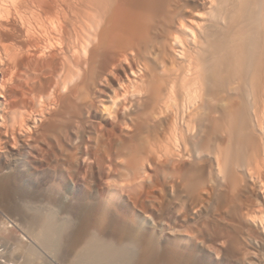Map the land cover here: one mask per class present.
I'll list each match as a JSON object with an SVG mask.
<instances>
[{"label": "bare ground", "instance_id": "6f19581e", "mask_svg": "<svg viewBox=\"0 0 264 264\" xmlns=\"http://www.w3.org/2000/svg\"><path fill=\"white\" fill-rule=\"evenodd\" d=\"M0 99L5 137L50 136L59 110L108 119L128 105L113 162L134 181L146 167L172 175L188 198L204 188V211L217 214L202 248L217 264H264V0H0ZM64 164L39 187L42 224L17 227L0 264H141L139 227L113 235L120 196L96 199L86 177L59 176ZM152 256L142 263L157 264Z\"/></svg>", "mask_w": 264, "mask_h": 264}, {"label": "rangeland", "instance_id": "374dc122", "mask_svg": "<svg viewBox=\"0 0 264 264\" xmlns=\"http://www.w3.org/2000/svg\"><path fill=\"white\" fill-rule=\"evenodd\" d=\"M3 100L0 99V103ZM1 106V104H0ZM128 105H124V107H127ZM122 108L125 109V108ZM70 109V110H69ZM120 110L118 112V116H113V114L110 118L104 119V116L98 112L97 118L93 119L91 118V115L88 113H83L78 115L77 111L73 108H67V110H59L57 111L56 118L58 126L55 130L58 129V131H54L50 136H47L45 134L39 135L34 134L35 130L30 129L29 132H27V135L24 134H17V136L14 137L11 135L12 139L14 138V142L12 140V143L10 142L11 139H9L10 134L7 135V137L3 136L4 132L2 133V129H0V229L4 231L3 227L6 226L7 234L4 235L2 231L0 232V245H5L6 240L12 243L19 239V236L17 238V234H21V232L18 230V228L26 227L31 228L35 226L36 228L39 227L41 223V216L43 214L41 205L39 204V193L41 192V186L44 185V181H48L54 176L55 174V165L56 164H64L65 168L63 171L59 174L62 175L65 179V176L68 177V180H74L76 177L83 176L86 183L88 181L90 182L88 188L86 190L92 192L91 195L93 197L98 195V199L111 196L112 199L118 198L117 203V214L115 217L119 216L113 219V222H111L112 230H114L115 233H113L114 236L119 237L118 239H123L125 235H128L125 233H129L135 223V228H138V232L140 234V239L145 243H141L142 250L140 249L136 254L139 256H135L136 260H140L141 258V264L144 262L143 260L149 259L148 256H152L157 264H177L178 261H180L181 257H189V256H196L198 258L199 264H217V260L214 259L213 256H210L208 252L205 250V248H202V244H204V241H206L205 235L210 233L212 228L206 227L209 223H213L214 217L217 214V211L212 210L211 213L207 214L204 211V188L199 190L196 193V197H186L184 189L178 181L177 178L170 176L169 174H161L155 172L150 167L144 168V174L141 172L140 178L131 179V177L128 176V173L120 167L117 162H113L119 154V148L120 146L118 143V140L121 142L123 138L125 139V135L121 134L123 131L122 127L120 128V124H123V119L125 120V114L126 110ZM71 111V112H70ZM63 113V115H62ZM76 113V114H75ZM87 114V115H86ZM123 114V115H122ZM60 115V118H59ZM62 115V116H61ZM68 115V116H67ZM86 115V116H85ZM120 115V116H119ZM66 116V117H65ZM124 116V117H123ZM100 119H99V118ZM114 117V119H113ZM66 118V119H65ZM120 118L122 122H120ZM63 119V120H61ZM70 119V120H69ZM104 119V120H103ZM111 119V120H110ZM98 120V121H97ZM66 121V122H65ZM70 121V122H69ZM92 123H91V122ZM64 122V123H63ZM0 123H3L0 116ZM84 123V124H83ZM90 123V124H89ZM96 123V124H95ZM28 124V123H27ZM87 124V125H86ZM2 124H0V128ZM89 126V127H88ZM109 126V127H108ZM29 126H27L28 128ZM91 127V128H90ZM74 128V129H73ZM88 128V129H87ZM29 129V128H28ZM95 129V130H94ZM34 132H33V131ZM39 130V129H38ZM119 130V131H118ZM61 131V132H59ZM71 131V132H70ZM91 131V132H90ZM98 134V137L100 140H97V143L95 145V140L91 135ZM101 133H100V132ZM108 131V132H107ZM112 131V132H111ZM37 132V131H36ZM97 132V133H95ZM31 133V134H30ZM34 134V135H33ZM91 134V135H90ZM100 134V136H99ZM103 137H102V135ZM115 134V135H114ZM20 135H23L20 137ZM32 135V136H31ZM54 135V137H53ZM80 135V136H79ZM86 135V136H85ZM105 135V136H104ZM113 135V136H112ZM26 136V137H25ZM31 136V137H30ZM34 136V137H33ZM45 138H44V137ZM66 138H65V137ZM91 136V138H90ZM122 136V137H121ZM10 137V138H11ZM28 137V138H27ZM36 137V138H35ZM57 137V138H56ZM79 137V139H78ZM8 138V139H7ZM33 138V139H32ZM115 138V139H114ZM121 138V139H120ZM24 139V140H23ZM36 139V140H35ZM44 139V140H43ZM56 139V140H55ZM114 139V140H113ZM27 140V141H26ZM32 140V141H31ZM46 140V141H45ZM81 140V141H80ZM93 140V141H92ZM103 140V141H102ZM112 140V141H111ZM9 141V142H8ZM54 141V142H53ZM56 141V142H55ZM95 141V142H94ZM100 143H99V142ZM114 141V142H113ZM27 142V143H26ZM31 144H30V143ZM40 142V143H39ZM61 144H60V143ZM70 142V143H69ZM91 142V143H90ZM105 142V143H104ZM115 142H117L115 144ZM14 143V144H13ZM111 143H113L111 145ZM43 144V145H42ZM71 144V145H70ZM100 148H99V145ZM103 144V145H102ZM21 145V146H20ZM26 145V146H25ZM29 145V146H27ZM37 145V146H36ZM105 145V146H104ZM116 145L117 149H116ZM31 146V147H30ZM39 146V147H38ZM91 146V147H90ZM104 146V147H103ZM9 147V148H8ZM15 147V148H13ZM22 147V148H21ZM30 147V148H29ZM38 147V148H37ZM42 147V148H41ZM64 147V148H63ZM102 147V148H101ZM28 148V149H27ZM52 148V149H51ZM68 148V149H67ZM109 148V149H107ZM43 149V150H42ZM59 150V151H58ZM83 150V151H82ZM90 150V151H89ZM106 150V151H105ZM110 150V151H109ZM112 150V151H111ZM18 151V152H17ZM30 151V152H29ZM42 151V152H41ZM55 151V152H54ZM93 151V152H92ZM114 151V152H113ZM118 151V153H117ZM108 152V153H107ZM21 153V154H20ZM26 153V154H25ZM33 153V154H31ZM65 153V154H64ZM69 153V154H68ZM10 154V155H9ZM114 154V155H112ZM27 155V156H26ZM40 157H39V156ZM95 155V156H94ZM97 155L99 158H97ZM106 155V156H105ZM108 155V156H107ZM16 156V157H15ZM32 156V157H31ZM34 156V157H33ZM85 156V157H84ZM90 156V159H89ZM92 156V157H91ZM4 157V158H3ZM19 157V158H18ZM30 157V158H29ZM83 157V158H82ZM94 157V158H93ZM103 157V158H102ZM108 157V158H107ZM110 157V158H109ZM8 158V160L6 159ZM11 158V159H10ZM21 159V160H20ZM40 159V160H39ZM53 159V160H52ZM56 159V160H55ZM69 159V160H68ZM83 159V160H82ZM95 159V160H94ZM97 159V161H96ZM102 161H101V160ZM108 159V160H107ZM33 160L32 168L30 166V161ZM67 160V163H66ZM94 160V162H92ZM29 163H27V162ZM63 161V162H62ZM79 161V162H78ZM89 161V162H88ZM99 161V162H98ZM25 162V163H24ZM62 162V163H58ZM102 162V163H101ZM27 163V164H26ZM51 163V164H50ZM69 163V164H68ZM77 163V164H76ZM81 163V164H80ZM93 163L95 165H93ZM101 165H99V164ZM115 163V164H114ZM27 167H25V165ZM70 166V167H68ZM87 164V165H86ZM92 166H91V165ZM112 164V165H110ZM29 165V166H28ZM39 165V166H38ZM42 165V166H41ZM106 165V166H105ZM115 165V166H114ZM117 165V166H116ZM24 166V167H23ZM38 166V167H37ZM88 166V167H87ZM96 166V168H95ZM109 166V167H108ZM5 167V168H4ZM10 167V168H8ZM83 167V168H80ZM98 167V168H97ZM101 167V168H100ZM120 167V168H119ZM7 168V169H6ZM27 168V169H25ZM40 168V169H39ZM49 168V169H48ZM150 168V169H149ZM11 169V170H10ZM71 169V170H70ZM85 169V170H84ZM117 169V170H116ZM147 169V170H146ZM24 170V171H23ZM25 170H27L29 173H25ZM36 170V171H35ZM54 170V171H53ZM68 170V171H67ZM70 170V171H69ZM96 170V173H95ZM98 170V172H97ZM114 170V171H113ZM8 171V172H7ZM11 171V172H10ZM54 174H52V172ZM82 171V172H81ZM87 171V172H86ZM92 171V172H91ZM109 171V172H108ZM112 171V172H111ZM121 171V172H120ZM51 172V173H50ZM74 174H73V173ZM79 172V173H78ZM88 174H86V173ZM118 172L120 174H118ZM124 172V174H123ZM11 173V174H10ZM22 173V174H21ZM40 173V174H38ZM42 173V174H41ZM66 173V174H64ZM70 173V174H69ZM146 173V174H145ZM156 173V174H155ZM8 176H7V175ZM72 174V176H71ZM77 174V175H76ZM82 174V175H81ZM91 174V175H90ZM96 174V175H95ZM6 175V177H5ZM94 175V176H93ZM123 177H120V176ZM168 176L167 178L170 180H166L167 178L163 176V178L160 176ZM11 176V177H10ZM37 176V177H36ZM70 176V177H69ZM90 176V177H89ZM100 176V177H99ZM154 176V177H153ZM26 177V178H25ZM29 177V178H28ZM125 177V178H124ZM128 177V178H126ZM148 179H146V178ZM151 177V178H150ZM14 178V179H13ZM36 180H35V179ZM74 178V179H72ZM118 178V179H116ZM165 178V179H164ZM124 179V180H123ZM142 179V180H140ZM146 179V181H145ZM175 179V180H172ZM34 180V181H33ZM123 182H122V181ZM131 181L128 183V181ZM144 180V181H143ZM148 180V181H147ZM153 180V181H152ZM39 181V182H38ZM112 181V182H111ZM121 181V183L119 182ZM125 181V182H124ZM6 182V184H5ZM21 182V183H20ZM27 182V183H26ZM34 182V183H33ZM136 182V184L134 183ZM138 182V183H137ZM141 182V183H140ZM143 182V183H142ZM170 182V183H169ZM2 183V184H1ZM43 185H42V184ZM109 183V184H107ZM113 185H112V184ZM116 183V184H114ZM119 185H122L120 188ZM125 185H124V184ZM132 183V185H128ZM27 184V185H26ZM33 184V186H31ZM127 184V185H126ZM139 184V185H138ZM143 186H142V185ZM164 184V185H163ZM171 184V185H170ZM179 184V185H178ZM37 185V186H36ZM91 185V186H90ZM124 185V186H123ZM138 185V186H137ZM152 187H151V186ZM154 185V186H153ZM6 186V187H5ZM11 186V187H10ZM35 186V187H34ZM112 186V187H108ZM116 188L117 193L114 194L116 191H112L110 189ZM117 186V187H116ZM126 186H129L126 189ZM149 186V187H148ZM177 186V187H176ZM10 187V188H9ZM41 189H40V188ZM96 187V188H95ZM98 187V188H97ZM135 187V188H134ZM163 187V188H162ZM32 188V189H30ZM34 188V189H33ZM62 186L61 191H66L67 188ZM92 188V189H91ZM107 188V189H106ZM131 188H134L133 190ZM138 188V189H137ZM141 190H140V189ZM143 188V189H142ZM152 188V189H150ZM170 188V189H169ZM182 188V189H181ZM5 189V190H4ZM123 189V190H122ZM136 189V190H135ZM40 192H39V191ZM85 189L83 191L78 192V196L80 198L85 197L83 194L86 193ZM92 190V191H91ZM108 190V191H107ZM126 190V191H125ZM135 190V192H134ZM138 190V191H137ZM151 190V191H150ZM177 190V191H176ZM179 190V192H178ZM37 193H34L36 192ZM68 191L70 189L68 188ZM96 191V192H95ZM104 191V192H103ZM137 191V192H136ZM170 191V192H169ZM203 191V193H202ZM99 194H98V193ZM102 192V193H101ZM110 192L111 194L109 195ZM125 192V193H123ZM145 192V193H144ZM95 193V194H94ZM105 193V194H104ZM108 193V194H107ZM113 193V194H112ZM127 193V194H126ZM129 193V194H128ZM149 195H148V194ZM184 193V194H183ZM19 194V195H18ZM36 194V195H35ZM75 194V193H74ZM119 194V195H118ZM132 194V195H131ZM134 194V195H133ZM147 194V195H146ZM151 194V195H150ZM167 194V195H165ZM11 195V196H10ZM17 195V196H16ZM28 195V196H27ZM30 195V196H29ZM77 196V194H75ZM86 195V194H85ZM114 195V196H113ZM116 195V196H115ZM123 195V196H121ZM127 195V196H125ZM156 195V196H154ZM160 195V196H159ZM184 197H183V196ZM5 196V197H4ZM77 196V197H78ZM104 196V197H103ZM138 196V197H137ZM114 197V198H113ZM125 197V198H124ZM137 197V198H136ZM157 197V198H155ZM182 197V198H181ZM96 198V197H95ZM96 198V199H97ZM193 198V199H192ZM196 198V199H195ZM133 199V200H132ZM144 199V200H143ZM149 199V200H148ZM195 199V200H194ZM31 200V201H29ZM164 200V201H163ZM178 200V201H177ZM186 200V201H184ZM188 200V201H187ZM25 201V202H24ZM33 201V203H32ZM149 201V202H148ZM159 201V202H158ZM181 201V203H180ZM24 202V203H22ZM30 202V203H29ZM36 202V204H34ZM121 204H120V203ZM123 202V204H122ZM149 203V204H148ZM189 203V204H188ZM3 204V205H2ZM7 204V205H6ZM126 204V205H124ZM173 204V206H172ZM177 205L180 208H175L174 205ZM184 204V205H183ZM196 204V205H195ZM201 204V205H200ZM157 205V206H156ZM175 205V206H176ZM186 205V206H185ZM7 206V207H6ZM128 206V207H127ZM143 206V207H142ZM145 206V207H144ZM154 208H153V207ZM184 208H183V207ZM188 206V208H186ZM200 206V208H199ZM16 207V208H15ZM27 209L30 208V209ZM149 207V208H148ZM151 207V208H150ZM174 209H173V208ZM182 207V208H181ZM190 207V208H189ZM202 207V208H201ZM15 208V209H14ZM132 208V209H130ZM8 209V210H7ZM42 213L41 215L39 214ZM130 209V210H129ZM135 209V210H134ZM146 209L148 211H146ZM182 209V210H181ZM189 209V210H188ZM191 209V210H190ZM30 210V211H29ZM137 210V211H136ZM141 210V211H140ZM178 213V215L175 217V215ZM181 210V211H180ZM187 210V211H186ZM33 211V212H32ZM130 211V212H129ZM150 211V212H149ZM205 213H204V212ZM145 214H144V213ZM180 212V213H179ZM197 212V213H196ZM36 213V214H34ZM176 213V214H175ZM191 215H190V214ZM201 213V214H200ZM19 214V215H18ZM119 214V215H118ZM200 214V215H199ZM212 214V216H211ZM214 214V215H213ZM25 215V216H24ZM129 215V216H128ZM29 216V217H28ZM40 216V217H39ZM132 216V217H131ZM136 216V217H135ZM151 216V217H150ZM210 216V217H209ZM3 217V218H2ZM28 217V218H27ZM36 217V218H34ZM138 217V218H137ZM163 217V218H162ZM212 217V218H211ZM30 218V220H29ZM128 218V220H127ZM132 218V219H131ZM134 218V219H133ZM144 218V219H143ZM172 218V219H171ZM184 218V219H183ZM187 218V219H186ZM211 218V219H210ZM21 219V220H20ZM27 219V220H26ZM38 219V220H37ZM120 219V221H119ZM178 219V220H177ZM209 219V220H208ZM6 220H8V223ZM35 220V221H34ZM116 220V221H114ZM118 220V221H117ZM122 220V221H121ZM125 220V222H124ZM132 220V221H131ZM135 220V221H134ZM150 220V221H149ZM156 220V221H155ZM200 220V221H199ZM205 220V221H204ZM212 220V221H211ZM2 221V222H1ZM9 224V228H7L6 222ZM40 221V222H39ZM131 221V222H130ZM134 221V222H133ZM159 221V223H158ZM167 221V222H166ZM14 222V223H13ZM25 222V223H24ZM33 222V223H31ZM37 222V226L35 223ZM115 222V223H114ZM118 222V223H116ZM140 224L138 225L137 224ZM175 222V223H174ZM198 222V223H197ZM208 222V223H207ZM39 223V225H38ZM131 225V227L126 226L122 227L124 225ZM128 223V224H127ZM178 223V225H177ZM5 224V226H3ZM16 226H15V225ZM32 224V225H31ZM42 224V223H41ZM137 224V226H136ZM161 224V225H159ZM170 226H169V225ZM187 226H186V225ZM200 224V225H199ZM118 225L121 226V228L118 227ZM172 225V226H171ZM184 225V226H183ZM2 226V227H1ZM30 226V227H29ZM32 226V227H31ZM16 227V228H15ZM18 227V228H17ZM34 227V228H35ZM142 227V228H141ZM180 227V228H179ZM206 227V228H205ZM15 228V229H14ZM124 228H129L123 230ZM10 229V230H9ZM122 229V230H121ZM155 229V230H154ZM170 229V230H169ZM186 229V230H185ZM210 229V230H209ZM9 230V232H8ZM16 230V231H15ZM194 230V231H193ZM209 230V231H208ZM14 231V232H13ZM122 231H124L122 233ZM155 231V232H154ZM170 231V232H169ZM199 231V232H198ZM25 232V231H24ZM117 232V235H116ZM120 232V233H118ZM208 232V233H207ZM10 233V234H9ZM12 233V234H11ZM16 233V234H15ZM28 232H25V235ZM143 233V234H142ZM146 233V235H145ZM159 233V234H158ZM163 233V234H162ZM194 233V234H193ZM123 234V235H122ZM170 234V235H169ZM182 234V235H181ZM199 234V235H198ZM148 235V236H147ZM154 235V236H153ZM157 237H156V236ZM160 235V236H159ZM180 235V236H179ZM206 235V236H208ZM143 236V237H142ZM179 236V237H178ZM185 236V237H184ZM124 237V238H122ZM150 237V238H149ZM194 237V238H193ZM148 239L146 241V239ZM156 238V239H155ZM186 238V239H185ZM6 239V240H5ZM203 239V240H202ZM183 240V241H182ZM141 241V240H140ZM152 243H151V242ZM7 242V243H9ZM149 242V245L147 244ZM201 242V243H199ZM154 243V245H153ZM162 244V245H161ZM184 244V245H183ZM187 244V245H186ZM152 248L151 246H154L153 248L156 249V251L152 250L153 252L149 251L152 254H148L147 251ZM167 246V247H166ZM177 246V247H176ZM198 247V248H197ZM201 247V249H200ZM148 248V250H147ZM177 248V249H176ZM180 248V249H178ZM145 249V250H143ZM172 251H170V250ZM195 249V250H194ZM203 249V251H202ZM160 250V251H159ZM201 251V252H200ZM158 252V253H157ZM181 252V253H180ZM157 253V255L155 254ZM174 253V254H173ZM183 253V254H182ZM148 254V255H147ZM155 255V256H154ZM166 255V256H163ZM173 256V257H172ZM156 257V259H155ZM140 258V259H139ZM135 261V260H134ZM160 262V263H159ZM146 263V261H145ZM144 263V264H145ZM134 264V263H133ZM179 264V262H178Z\"/></svg>", "mask_w": 264, "mask_h": 264}]
</instances>
